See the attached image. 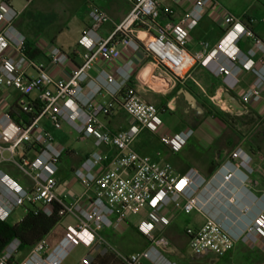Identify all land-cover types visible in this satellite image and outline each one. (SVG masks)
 <instances>
[{
  "label": "built area",
  "instance_id": "1",
  "mask_svg": "<svg viewBox=\"0 0 264 264\" xmlns=\"http://www.w3.org/2000/svg\"><path fill=\"white\" fill-rule=\"evenodd\" d=\"M130 1V12L106 39L98 30L110 22L108 14L97 8L89 12L92 24L83 31L80 40L85 49L83 63L67 73L70 55L55 44L42 45L40 52L47 58L48 65L26 54V38L15 25L20 12L10 0H0V90H12L27 98L17 103L22 112H31V100L38 109L29 123L22 119L17 122L11 109L1 107L0 103V220L7 221L16 208L26 204L35 207V214L51 215L54 203L62 206L61 216L74 220L56 247L48 252L47 244L42 241L30 250L21 264H63L80 245L89 251L104 248L123 264H144V261L178 264L167 255L168 241L163 235L171 224L164 214L169 208L186 215H208L199 229L185 230L191 256L210 252L224 257L237 243L264 237L262 214L240 234L234 235L208 213L209 207L224 200L236 203V196L227 194L237 173L245 170V181L254 173L253 159L247 152L239 148L231 154L219 172L221 182L218 185L195 168L178 174L170 164L154 162L132 149L143 129L156 133L161 125L159 108L144 102L128 87L134 60L116 69L121 81L106 71L96 79L90 77L99 61L116 62L123 51L142 52L177 82H185L195 67L202 66L222 79L226 91L236 88L243 71H251L256 81L241 97L242 104L247 106L250 100L261 96L264 88V57L260 64L254 61L257 50L264 54V43L217 0H168L173 4L186 1L190 5L178 21L171 20L174 9L163 6L161 0ZM209 8L214 10L215 16L221 17L224 37L214 47L203 43L202 50L193 55L187 49L190 34ZM163 16L168 19L166 22H161ZM245 37L253 39L255 49L248 52L240 49L239 44ZM85 87L89 88L88 93ZM103 91L110 101L97 102V95ZM32 93L36 94L35 98L30 97ZM216 102L221 106V99ZM118 108L124 110L134 124L127 130L113 132L102 118L112 115ZM44 119L56 130L68 125L81 139L90 135L97 149L115 150L113 154L96 150L75 170L76 178L85 187L87 203L82 198L68 200L57 194L59 163L65 148L56 144L53 136L42 127ZM160 140L177 154L187 144L188 137L164 134ZM33 145L37 146L33 159L24 155L16 159L20 150ZM5 163L13 164L31 184L23 186L6 174ZM241 212L247 217L251 210L246 206ZM130 218H139L136 227L148 247L142 252L124 254L111 245L102 232L116 230ZM21 246L18 239L9 243L0 254V264H11L20 254ZM93 259L88 254L80 264H91Z\"/></svg>",
  "mask_w": 264,
  "mask_h": 264
},
{
  "label": "crops",
  "instance_id": "2",
  "mask_svg": "<svg viewBox=\"0 0 264 264\" xmlns=\"http://www.w3.org/2000/svg\"><path fill=\"white\" fill-rule=\"evenodd\" d=\"M103 1H105L106 7L105 5L99 7L93 4L89 7L87 16H76L78 13H75L76 15L72 16L69 21L72 29L71 27H63L61 30L55 32L51 39L42 37L38 33L32 31V28L37 27V19L35 18V16L37 17V0H10V3L20 12V17L15 23L16 28L25 36L26 44H31L38 49L39 56L36 59L48 65L47 58L41 53L42 45L47 43L55 44L70 55V64L67 67V73H71L83 63L82 56L85 49L81 47L80 40L83 31L92 24L89 12L97 8L108 14L110 22L101 26L98 30V34L106 39L115 26L127 16L132 8L130 0ZM217 1L230 13L239 18L241 22L264 43V14H237L221 1ZM167 2L169 1L166 0V3L162 1V4L163 6H170L174 9L175 15L171 18V20L174 21H178L190 7L186 1L178 4L169 2V5ZM15 3H17V6ZM212 8L206 11L202 21L190 34L187 49L189 53L193 55L202 50L203 43H208L210 47H214L224 37L221 17L215 16ZM167 20L168 19L163 16L161 22H166ZM71 21L73 23H70ZM239 47L243 52L255 49L253 39L248 37L241 40ZM119 49L122 50V47H119ZM263 57L264 54L257 50L254 61L260 64ZM130 59L134 60V64L128 87L130 86V88H133L144 102L157 106L160 110L161 118V125L158 127L156 133H152L146 129L141 131L132 144V149L135 152L141 156L151 158L154 162L170 164L178 174H184L189 169L195 168L200 171L207 180H211L216 185L221 182V177L219 175L221 168L229 160L231 154L239 148L243 149L252 157L255 167L259 163L262 164L263 161L256 150L244 141H240L234 131L229 134L227 138H224L227 129L230 127L229 125L222 123L211 114H208L207 110L205 118L202 119L203 111L201 106L199 107L197 105H202L203 102L210 103L216 108H221L224 105L227 106L226 109L230 113H240L241 115L243 113H251L264 119V88L261 96L250 100L244 110L235 111L230 101L225 98L226 90L224 89L222 79L214 76L206 68L197 66L193 69L190 77L185 82H177L169 75L165 74L151 60L146 58L142 52L134 53L132 51H123L122 57L116 62L99 61L90 72V77L96 79L102 71H106L113 74L118 81H121L122 77L117 74L116 69L119 66H125ZM256 78L253 72L243 71L238 77V85L230 92L241 101L242 95L254 86ZM183 90H187L195 97V105H191L187 101L185 94L182 92ZM88 92L89 88L85 87V93ZM218 99H221V106H218V102H216ZM21 101H23V99L19 93L12 90H0L1 107L5 106L11 109L16 103H20ZM96 101L108 102L110 101V97L103 91L101 94L97 95ZM195 108L197 116H195L193 112ZM102 121L113 132L127 130L134 124V120L121 108H118L112 115L102 118ZM41 125L53 136L56 144L63 146L59 139L56 138V132L51 131L50 128H53V126L48 120H42ZM64 128L68 130L71 129L68 125H65ZM164 134H181L188 137V142L181 152L173 154L160 140L161 136ZM80 140L84 142L87 148L83 153L79 154L73 147L65 148L64 155L59 163L58 178L60 184L57 189V194L68 200L82 198V201L87 203L88 199L84 197L85 187L76 178L75 170L81 165L82 161L94 151L100 150L108 154H113L115 150L106 147L97 149L94 144V139L90 135L85 139L80 138ZM36 153L37 146L33 145L31 148L20 150L16 159L20 160L23 155L29 159H33ZM63 167H65L66 170L61 172ZM3 170L23 186H29L31 184L30 180L24 177L13 164L5 163L3 165ZM245 175V170H239L230 186V193L228 192L229 194H227V196H236L235 204H230L227 200H224L220 204L218 203L213 207H209L208 210L210 216L222 223L226 229L234 235L240 234L258 215H264V173L256 172L250 175L247 181H245ZM62 181L65 182V185L62 184ZM246 206L250 208L251 212L247 217H244L240 215V212ZM164 214L170 218V226L175 222L183 224V217L192 216V224L185 227L186 229H199L206 223L208 216L199 213L186 215L182 212L174 211L172 208L165 210ZM138 222L139 218L136 219L134 225L126 222L128 227L123 223L116 230H105L104 232L108 234L104 235L105 233L102 232V235L105 238L110 237L114 239L111 235L115 233L125 234L130 228L137 230L136 226ZM61 224L63 225V231L58 239H51V232L44 240L48 246V252L59 244L65 235L66 228L69 225H73L74 220L67 217L63 219ZM114 241L116 240L114 239ZM245 247L246 246H243V244L239 242L224 258L209 261L207 264H250L251 260L247 257L248 252H246ZM29 253L30 251H20V254L11 264H21L28 257ZM89 254L97 258L98 256L106 254V250L97 247L90 251ZM189 257L194 261L206 258V256L199 257L191 255ZM169 258L180 264L181 262L185 263L187 256L183 253L178 258ZM65 261L63 264H66Z\"/></svg>",
  "mask_w": 264,
  "mask_h": 264
},
{
  "label": "rangeland",
  "instance_id": "3",
  "mask_svg": "<svg viewBox=\"0 0 264 264\" xmlns=\"http://www.w3.org/2000/svg\"><path fill=\"white\" fill-rule=\"evenodd\" d=\"M19 1V0H18ZM166 3V0H162ZM229 8H231L237 14L246 13V15H259L264 14V0H219ZM104 6L106 7L105 1L103 0H37V27L32 28L34 33H38L42 37L52 38L53 34L63 27H71L69 21L72 16H87L89 7L91 5ZM169 5V2H167ZM17 6V3H15ZM76 13V14H75ZM52 23V24H51ZM70 23H73L72 21ZM50 25V26H49ZM72 29V27H71ZM39 36V37H40ZM36 96L35 93L31 94V98ZM23 101H27V98H22ZM202 109V119L206 116V108L203 105L198 104ZM223 107V109H222ZM217 107L218 110L228 114V121L230 127L227 129V133L224 138H227L229 134L233 131L237 135L240 141H244L251 147H253L256 152L260 155L262 161L264 162V119L251 113H230L226 109L227 106ZM197 108V107H196ZM196 108L194 114L197 116ZM227 110V111H226ZM44 122V121H43ZM64 128V127H63ZM52 132H56V138L59 139L60 143L64 148H75L80 154L87 150L84 142L80 140V135L73 129L56 130L54 127L50 128ZM32 156V155H31ZM69 161V160H68ZM258 164L256 167L253 164L254 173L260 172L264 173V163ZM66 170L65 167L61 169V172ZM65 185V182L62 181ZM29 209H33V206L26 204L25 206H20L16 208L12 214L9 216L6 222L10 224H16L20 222L27 214ZM195 214V213H194ZM242 215V212H240ZM192 216L183 217V224L177 222L173 223L169 228L163 233L164 237L167 239L168 244L166 246V252L169 257H179L183 253L187 256V259L180 264H207L209 261L215 259H222L215 254H209L205 259H198L196 261L192 260L189 256L191 255L188 246V239L185 232V227L192 224ZM137 218H130L127 220L128 223L134 225ZM126 225V223H125ZM127 226V225H126ZM128 227V226H127ZM63 231V225L59 224L51 233L50 238L58 239ZM103 233H105L103 231ZM108 234V233H107ZM106 233L104 235H107ZM114 239L106 238L111 245H113L118 251L124 254H131L136 252H142L148 247L147 241L140 235L138 230L130 228L126 233H115L111 235ZM257 241H249L247 243H242L246 246L245 250L247 257L251 260L250 264H264V237L260 236ZM50 240V239H49ZM253 251H251V250ZM244 250V251H245ZM90 251L84 246L80 245L75 248L69 257L66 259V264H79L80 260L89 254ZM106 253H110L106 250ZM144 264H150L144 261Z\"/></svg>",
  "mask_w": 264,
  "mask_h": 264
},
{
  "label": "trees",
  "instance_id": "4",
  "mask_svg": "<svg viewBox=\"0 0 264 264\" xmlns=\"http://www.w3.org/2000/svg\"><path fill=\"white\" fill-rule=\"evenodd\" d=\"M26 54L31 58H37L39 56L38 49L31 45L26 44ZM130 87V86H129ZM32 110L30 113L22 112L19 104H15L11 108V115L19 122L22 119L24 122L29 123L31 119L37 115V105L35 101L31 100ZM203 107L206 108L208 114L221 121L222 123L229 125L228 115L221 110H218L212 104L203 102ZM35 207H33L34 209ZM33 209L27 211L26 216L16 224H10L6 221L0 220V254L14 239L20 240L22 246L21 251H30L36 244L45 240V238L62 223L64 217L60 215L62 206L58 203L53 204V213L46 215L42 212L35 214ZM208 256V255H207ZM206 256V257H207ZM225 257V256H224ZM222 257V258H224ZM91 264H123L116 259L114 254L106 253L104 255L94 258Z\"/></svg>",
  "mask_w": 264,
  "mask_h": 264
},
{
  "label": "water",
  "instance_id": "5",
  "mask_svg": "<svg viewBox=\"0 0 264 264\" xmlns=\"http://www.w3.org/2000/svg\"><path fill=\"white\" fill-rule=\"evenodd\" d=\"M186 98H187V101L191 104V105H195V97L190 93L188 92L187 90H183L182 91ZM225 98L230 101L231 103V106L233 107V109L235 111H242L245 109V106L242 104V102L239 100V98L237 96H235L234 94H232L230 91H226L225 93ZM210 252H206L205 254H202L200 255L201 257H205L207 255H209ZM199 256V257H200Z\"/></svg>",
  "mask_w": 264,
  "mask_h": 264
}]
</instances>
